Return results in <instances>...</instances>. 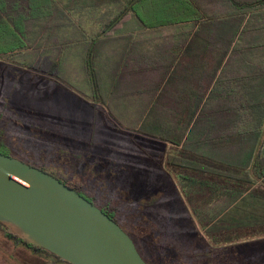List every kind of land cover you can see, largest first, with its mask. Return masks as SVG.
<instances>
[{
	"label": "trees",
	"instance_id": "obj_1",
	"mask_svg": "<svg viewBox=\"0 0 264 264\" xmlns=\"http://www.w3.org/2000/svg\"><path fill=\"white\" fill-rule=\"evenodd\" d=\"M8 1L0 0V44L7 45L4 53L20 57L39 49L42 51L39 60L45 61L46 54L50 55L54 47L64 45L65 29L69 27L83 32V36L82 33L75 36L70 43L94 40L84 57L85 79L92 92L89 97L94 101L102 98L105 102V97H99L98 93L118 91L119 83L114 88L112 82L107 90L99 69L109 68L107 51H103L109 41L121 34L128 46L119 53L112 77H130L138 64H142L132 34L122 35L132 19L147 28L175 30L167 38L170 51L165 54V84L175 90H183L176 79L184 68L177 66L179 62L195 57L214 62L211 67L207 62L200 68H186L199 70L200 81L195 87L201 92L168 96L165 115L156 114L160 100L154 99L153 107L148 110L153 108V115L139 117V132L172 145L166 169L176 179L198 228L212 246H230L264 238V134L260 129L264 113L242 115L245 104L235 98L232 117L220 115L217 113L221 106L218 95L208 92L215 82L222 83L228 69L227 60L264 61V0H43L40 26H36L38 21L27 20L35 25L37 30L34 32H27L25 26L23 29V22L13 15L24 3ZM28 5L31 7L30 2ZM97 24L102 30L99 35L93 37L84 32L87 27L91 29ZM179 29H184V33L178 35ZM99 40L101 47L96 48L94 42ZM60 55L54 57V63L49 67L36 66L26 60L22 65L60 78L56 73L61 67ZM256 69L260 70L259 76H264L262 67ZM163 87V84L158 88L155 86L154 90L159 95ZM150 119L159 123L156 131L147 129L146 121ZM244 125L253 127L247 130ZM10 151L6 133L0 128V153L11 156ZM66 185L93 202L80 191L78 184ZM99 208L117 222L113 208ZM0 230L17 246L46 254L54 258L55 264H70L27 244L1 224Z\"/></svg>",
	"mask_w": 264,
	"mask_h": 264
},
{
	"label": "rangeland",
	"instance_id": "obj_2",
	"mask_svg": "<svg viewBox=\"0 0 264 264\" xmlns=\"http://www.w3.org/2000/svg\"><path fill=\"white\" fill-rule=\"evenodd\" d=\"M63 44L46 54L47 61L39 60L42 51L38 48L14 60L19 64L26 60L45 68L54 63L57 54H62L61 67L56 71L60 79L39 71L38 75L45 76H33L30 69L4 58L0 60V66L7 69L6 83L0 89H4L0 99V128L6 133L10 155L78 184L96 206L113 208L117 223L135 240L151 264H264V238L230 246L211 245L198 228L176 179L165 167L170 151L169 148L165 151V144L155 143L154 153L151 148L147 151L143 145L141 148V143L135 147L142 154L119 152L128 148L125 135L118 136L120 129L131 132L132 143L137 141L135 133L144 139L157 140L139 130H127L125 123L132 125L129 116L122 112L119 113L126 117L114 116L108 106H103L102 99L90 98L92 92L84 71L89 44ZM117 49L107 52L109 59L105 62L109 68H99L107 90L119 59ZM8 64L18 72L9 69ZM128 78L116 77L115 83ZM128 87L122 85L124 90ZM118 88L121 90L120 82ZM109 96L106 91L107 105L111 101ZM2 103L7 104L1 106ZM113 103L110 106L115 112ZM118 160L125 163L123 172L118 171L121 165ZM108 166L116 173H99L100 168ZM48 257L17 246L0 230V264H55L54 258Z\"/></svg>",
	"mask_w": 264,
	"mask_h": 264
},
{
	"label": "crops",
	"instance_id": "obj_3",
	"mask_svg": "<svg viewBox=\"0 0 264 264\" xmlns=\"http://www.w3.org/2000/svg\"><path fill=\"white\" fill-rule=\"evenodd\" d=\"M42 1L43 0H18V4H21L22 2L24 3V5L23 7L19 6L17 8V13L13 15L16 16L18 20L23 22L22 23L23 29L25 26L26 28L25 30L27 32H34L37 30L35 29V25H33L31 22H28V21L30 20L38 21V24L36 25L38 27L41 24V19L43 18L42 9H41ZM8 2H11V0ZM28 2L31 3V7L28 5ZM98 25L99 24H97V26H94V28L92 27L91 29L87 27L86 31L84 32H86L87 35H92V36L97 35V34L99 35L102 32V30H100V27H98ZM133 25L135 27H133ZM184 31H185L184 29H179L177 31V34L181 35L184 33ZM81 33L83 36V32H80L79 30H74V27L66 28L65 34H64L65 39L64 41H62V43H70L74 41L75 36H81ZM174 33H175V30H173V28L153 29V28L144 27L143 24L137 19H132L130 21L129 27L125 28V30H123L122 32V35L132 34L133 44L135 45L137 44L135 51L136 53H138L139 55L138 58L140 59L142 64L137 63L138 69L134 72V75H130V77L126 80L120 79V80H117L115 83L116 77H113V80L111 79L110 82L114 83V88L116 84L119 82L120 83L122 82L126 86H129L127 90H124L121 87V90H119L118 88V91H114L113 93H110V98H109L111 100L110 104L112 101H114L113 109L115 110V112H113V110L111 109L110 104L107 105L105 102H103L104 103L103 106H108L111 112L114 114V116H117V115L129 116L130 118L129 120L128 119L127 120L131 122L132 125L128 126V124L125 123L126 125L125 128L129 131L139 130L140 126H138L137 123L141 115H148V116L153 115L152 114L153 108L150 112L148 110L151 109V107H153L152 105H154V99L156 100L158 99V101L160 100V103L158 104V107H157L156 114L165 115V99L168 96H173L176 93L178 95L180 93L186 94L190 92H193V93L201 92L200 88L195 87L196 84H199V81H200L199 80V76H200L199 70H185L186 68H194V69L196 67L200 68L206 65L207 62H209L208 63L209 67H211L214 64V62H211L209 60L199 59V57L198 58L195 57L192 60L187 59L182 62H179L177 66H181L180 68L184 66V68H182L183 70L177 75L176 79H177V84L183 87V90L182 91L175 90L176 88L166 85L165 84V65H166L165 64V54H167L170 51V46L168 44L167 38L171 34H174ZM93 41L89 40L88 44L90 45L91 43H93ZM55 43H57V40H55ZM125 44H126L125 39L123 38V36H121V34H119L118 37H115L114 39H112L111 41L107 43V46L103 49V51H107V52L113 51L114 52L115 49L118 48L117 52L120 53L121 51H125L128 48V46H126ZM94 45L96 46V48L97 46L101 47L100 40L97 42L95 41ZM6 46L7 45H5L4 43L0 44V53H2L0 54V60L4 58L8 62L11 61L18 66H23L22 64H19L14 61L19 56H17L16 54L4 53L6 51ZM194 47H196V50H198L197 49L198 47L196 45H194ZM48 59L49 58H47L45 61H47ZM43 60L44 59H41V61ZM8 65H9V69L13 68L14 71L16 70V68L12 67L10 64ZM258 66L264 69V61L263 62L253 61V62L247 63L245 61H234V60L228 61L227 60L226 68L228 69L226 70V76L222 79V83L215 82L213 87L211 86L212 88H209L208 90V92H214V94H217L221 101L219 105H221L222 107L221 106H219V108L216 107L218 108V112H217L218 114L225 115L226 117L227 116L232 117V115L234 114L233 101L235 98L243 101V103L245 104L242 107L243 108L242 115L253 116L254 114L261 115L264 113V76H259L257 74V72H260V70L256 69L258 68ZM23 67L25 70L27 69L25 66ZM0 69H1L0 71L1 72L0 73V89H1V86L6 83L4 74H5V70L7 69H4V67L2 66H0ZM31 71L32 72L30 73L33 74V76H36L39 74L38 71H33V70ZM15 72H18V71H15ZM202 72L203 71H201V74ZM41 75H38V76L40 77H44L45 75L50 76L47 74L42 75V76ZM51 77H55V76H51ZM186 77L189 78L188 81ZM162 84L164 85L163 90L158 95V93L155 92L154 90L155 86H157L158 88V86ZM129 89L131 90L130 91L131 93H129ZM2 91H4V89L0 91V99H2V94H3ZM98 96L104 97L105 93H98ZM6 104L2 103L1 106H4V105L6 106ZM119 112H122L124 115H122ZM131 117H134V120L131 121ZM158 124L159 123L156 121H153V119L146 121L147 129H150L152 131H156V129L158 128ZM246 126L247 125H244V128L247 130L253 127V126L251 127H246ZM225 128H227V125H225ZM260 129L262 133L264 134V122ZM120 134L125 135L127 139L125 144L128 147L125 149H119V152L122 154L123 152L129 151L130 153H134V154L136 153L135 155H137L138 150L136 151L135 145H140V143H141L140 145L141 148H142V145H143V148L146 147L145 151L151 148L152 152L154 153L153 145L155 143H158V144H165L166 146L165 151L169 148L170 151L168 153L171 152L172 145L167 142L165 143L162 140L153 138L154 140H157V141L156 142L151 141L148 139H144L143 137H141L140 135H136L135 133L134 136L137 137V141H135V143H132L130 139L131 132H127L126 130L120 129L118 131V136H120ZM133 149L134 151H132ZM138 153L142 154L143 151L142 150L141 152L138 151ZM131 158L133 159L135 158L137 160V157L132 156ZM117 163L121 164L119 165L118 171L123 172L122 165L125 168V163L122 162V160L121 161L118 160ZM109 164H112V163H109ZM165 167H166V161H165ZM98 171L100 174L116 173L114 168L109 167V166L108 168L102 167Z\"/></svg>",
	"mask_w": 264,
	"mask_h": 264
},
{
	"label": "water",
	"instance_id": "obj_4",
	"mask_svg": "<svg viewBox=\"0 0 264 264\" xmlns=\"http://www.w3.org/2000/svg\"><path fill=\"white\" fill-rule=\"evenodd\" d=\"M0 224L70 264H147L101 208L55 176L2 153Z\"/></svg>",
	"mask_w": 264,
	"mask_h": 264
},
{
	"label": "flooded vegetation",
	"instance_id": "obj_5",
	"mask_svg": "<svg viewBox=\"0 0 264 264\" xmlns=\"http://www.w3.org/2000/svg\"><path fill=\"white\" fill-rule=\"evenodd\" d=\"M51 175H53V176H55L56 178H58L59 180H61L62 182H65L66 184H68V183H71V182H69L67 179H64V178H62V177H60V176H58V175H56V174H53V173H51ZM134 242H135V240H134ZM135 244H136V242H135ZM136 246H137V248H138V245L136 244ZM138 250H139V248H138ZM139 252H140V250H139ZM140 254H141V252H140ZM141 256L144 258V256L141 254ZM144 260L147 262V264H151L148 260H146L145 258H144Z\"/></svg>",
	"mask_w": 264,
	"mask_h": 264
}]
</instances>
